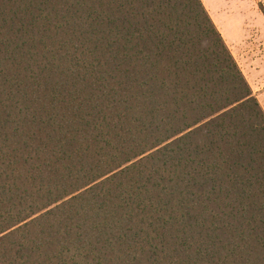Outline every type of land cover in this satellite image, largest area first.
<instances>
[{
  "label": "trees",
  "instance_id": "trees-1",
  "mask_svg": "<svg viewBox=\"0 0 264 264\" xmlns=\"http://www.w3.org/2000/svg\"><path fill=\"white\" fill-rule=\"evenodd\" d=\"M0 264H264V110L202 0H0Z\"/></svg>",
  "mask_w": 264,
  "mask_h": 264
},
{
  "label": "rangeland",
  "instance_id": "rangeland-1",
  "mask_svg": "<svg viewBox=\"0 0 264 264\" xmlns=\"http://www.w3.org/2000/svg\"><path fill=\"white\" fill-rule=\"evenodd\" d=\"M264 110V0H202Z\"/></svg>",
  "mask_w": 264,
  "mask_h": 264
},
{
  "label": "crops",
  "instance_id": "crops-1",
  "mask_svg": "<svg viewBox=\"0 0 264 264\" xmlns=\"http://www.w3.org/2000/svg\"><path fill=\"white\" fill-rule=\"evenodd\" d=\"M206 8V7H205ZM218 29V28H217ZM220 32V31H219ZM222 35V34H221Z\"/></svg>",
  "mask_w": 264,
  "mask_h": 264
}]
</instances>
